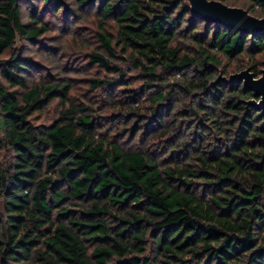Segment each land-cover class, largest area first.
<instances>
[{"label": "trees", "instance_id": "trees-1", "mask_svg": "<svg viewBox=\"0 0 264 264\" xmlns=\"http://www.w3.org/2000/svg\"><path fill=\"white\" fill-rule=\"evenodd\" d=\"M21 1L32 6L0 0V264H264V115L218 77L222 57L242 54L261 76L264 35L202 20L187 0H43L42 14L93 10L89 62L116 76L91 86L120 107L106 120L132 122L116 136L68 78L31 80L39 63L18 43L52 26L24 21ZM121 62L144 83L129 87Z\"/></svg>", "mask_w": 264, "mask_h": 264}, {"label": "rangeland", "instance_id": "rangeland-1", "mask_svg": "<svg viewBox=\"0 0 264 264\" xmlns=\"http://www.w3.org/2000/svg\"><path fill=\"white\" fill-rule=\"evenodd\" d=\"M32 6L25 1H21V11L23 20L28 21L33 17H40L42 20L47 21L52 29L39 37L35 43L22 42L18 43V46L22 49L23 54L32 57L37 63L39 68L33 70L31 80H38L43 78L54 79L66 77L72 84L70 92L71 98L78 103L91 104L95 108L96 113L102 116L104 121L103 130H109V133H119L124 127L131 125V121L120 116L121 122L112 124L106 120L111 114L120 112V107L110 103V96L105 93V90L101 88H92V79L94 78H106L109 73L97 65L89 62L90 54L93 50L101 51L99 42L96 38L97 21L93 10L90 8L76 9L77 15L65 14L64 11H60L57 15L51 13L42 12L45 9V3L43 0H31ZM68 6H72L71 0H66ZM227 5L239 6L243 8H250V0H223ZM256 12L251 14L257 17L264 16V10L256 8ZM112 31L114 30L111 27ZM184 51L192 52L196 51V44L188 39L181 41ZM187 45V47H186ZM10 53L6 52L0 55V59L9 56ZM257 63L261 64L264 61V52L257 54L255 59ZM252 59L248 54H242L238 58L228 60L222 57V64L219 67L218 77L228 78L231 74L239 72L245 69L251 64ZM123 66L125 70L124 80L128 83L129 87L140 86L144 83V76L141 75L139 70L132 69L124 62L118 63ZM117 91V90H116ZM119 94V93H118ZM122 96V93L120 94ZM183 97V96H182ZM147 105V103H145ZM144 105V106H145ZM61 105L56 99L50 104L46 105L39 113H36V120L38 122L50 123L58 114ZM143 112L148 111L143 108ZM107 117V118H106ZM121 137V142L125 146L131 145V139L127 134L118 135ZM152 138V136H151ZM137 144L139 143L136 140ZM149 145V142H147ZM146 144V145H147ZM148 147L153 150L157 149L155 143H152ZM147 147V148H148Z\"/></svg>", "mask_w": 264, "mask_h": 264}, {"label": "water", "instance_id": "water-1", "mask_svg": "<svg viewBox=\"0 0 264 264\" xmlns=\"http://www.w3.org/2000/svg\"><path fill=\"white\" fill-rule=\"evenodd\" d=\"M194 15L207 22L222 24L229 29L256 35H264V16L257 17L247 9L230 6L221 0H187ZM264 65V61H263ZM261 76L256 77L249 67L225 78L230 82L243 83L244 88L253 91L254 98L249 101L264 115V66Z\"/></svg>", "mask_w": 264, "mask_h": 264}]
</instances>
